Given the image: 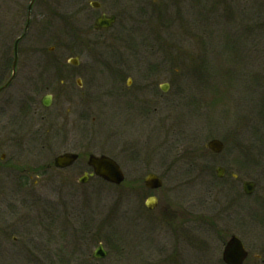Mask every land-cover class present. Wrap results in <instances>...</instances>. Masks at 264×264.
Returning a JSON list of instances; mask_svg holds the SVG:
<instances>
[{"label": "rangeland", "instance_id": "rangeland-1", "mask_svg": "<svg viewBox=\"0 0 264 264\" xmlns=\"http://www.w3.org/2000/svg\"><path fill=\"white\" fill-rule=\"evenodd\" d=\"M30 1L0 0V81L5 51L28 21L22 68L0 92V264H181L180 255L193 263V245L218 248L232 233L264 245V223L230 224L223 198L199 191L224 164L225 149L214 155L206 143L230 145L241 114L247 132L237 141L264 147L253 106L264 81V0H94L100 9L93 0H34L27 11ZM100 13L116 21L98 33ZM34 50L58 54L65 72L32 64ZM74 56L77 65L67 64ZM129 57V68L116 65ZM126 80L133 103L117 116L114 92ZM63 152L81 157L53 167ZM89 153L111 156L123 180L79 182ZM150 172L162 181L151 191L142 183ZM98 244L106 255L96 259Z\"/></svg>", "mask_w": 264, "mask_h": 264}, {"label": "flooded vegetation", "instance_id": "flooded-vegetation-1", "mask_svg": "<svg viewBox=\"0 0 264 264\" xmlns=\"http://www.w3.org/2000/svg\"><path fill=\"white\" fill-rule=\"evenodd\" d=\"M262 13V12H261ZM52 52L51 50H49ZM44 51H37L34 50L33 53L36 54L33 56V63H36L39 67H43L47 70L48 65L53 66L55 71H64L65 65L63 63L59 62V55H54L53 59L45 56L43 54ZM7 55L3 59L2 62V71L3 74H7V70L13 63V60L15 59V66H16V72L14 75V78L10 85L14 84V80L17 79V74L19 75V70L21 67V55L22 51H19L17 49V52L10 51L11 56L9 55L7 51H5ZM116 55L119 54V50L115 52ZM46 55H49V53H46ZM58 55V56H57ZM55 58V59H54ZM131 57H129L125 61L117 60L115 63L118 65L125 66L129 68L131 63H129ZM10 59V61L8 60ZM65 72V71H64ZM54 74V73H53ZM119 76V75H116ZM262 78H264V74H262ZM21 79V78H19ZM28 79V77L26 78ZM260 80V79H259ZM261 82H258L259 85V97L257 100V106L258 110L261 112V117L264 118V81L261 79ZM79 83V86H81V81H77ZM121 83V82H120ZM122 87H120V91L116 94L114 92V95H120L122 97V103L118 101V98L116 100L115 105V115L120 116L121 113H129L131 106H132V98L128 100H124L126 96H129L130 91L123 90V88H130V85L127 84V80L124 83H121ZM9 85V86H10ZM17 88L21 89L24 86V83L16 82ZM33 87V84L31 83V88ZM16 88V89H17ZM17 89V90H19ZM124 91V92H123ZM47 95V94H45ZM43 95L40 99V104H42L43 100H48L49 104L51 103V97L53 94H49L50 98H45ZM134 96V95H133ZM131 96V97H133ZM118 101V102H117ZM132 102V103H131ZM244 113V112H243ZM245 114V113H244ZM82 116V115H80ZM231 115L229 116V126L232 125V121L230 120ZM245 117V119H244ZM236 122H240L239 129H237V125L235 126V129L228 130V138L230 141V145L224 146L219 153H213L214 155L220 154L224 149L225 153L223 156L224 164L218 165L214 168V172L216 177L209 178L206 181L208 184H205L202 189L199 191L201 192V195L206 194L207 198H212L216 193L219 195L223 200L221 201L222 207H223V213L226 217V220L228 223H234L236 226H243L247 220L250 221H260L261 223H264V147L262 146H248V145H241L240 142L237 141V137L239 138V134L243 137L246 136L247 132V119L246 116L241 114L240 119L238 118ZM239 130V131H238ZM238 131V132H237ZM80 154L77 153V160L80 158ZM76 160V161H77ZM217 168H220L217 171ZM211 170V169H210ZM219 182H222L221 184H218ZM143 183V180H142ZM215 186H219V189H216ZM207 186V188H205ZM143 188H145L143 186ZM151 191V190H150ZM215 193V194H214ZM151 194V193H150ZM214 194V195H213ZM149 197H154L156 200V197L154 195H150ZM208 202L204 200L203 203ZM198 205H200V202H197ZM202 204V206H205V204ZM197 205V206H198ZM183 204L180 208V213L183 215L184 209ZM195 206V205H194ZM220 206V202H216V205H213V208ZM167 209H163L162 213L165 214V211ZM218 210V209H217ZM178 212V214H179ZM220 212V211H219ZM185 213V212H184ZM199 213V212H198ZM197 213V214H198ZM198 215H194L193 219L197 218ZM245 218V221L243 224H241V219ZM210 224L212 225V222L210 219ZM236 235V234H230ZM229 236V237H230ZM238 236V235H236ZM239 237V236H238ZM242 244V249L246 253V257L243 260H240L237 262L238 264H264V245H246L244 241H242L241 237H239ZM225 243V242H224ZM223 243V244H224ZM226 245H219L218 248H216L215 245H193V255L197 256V258L194 259L193 263L184 262L183 256L180 255V258L182 259L181 264H231L236 263L237 259L226 261L223 259V252ZM241 250L239 249L238 252L235 254L239 255L241 254ZM180 264V263H178Z\"/></svg>", "mask_w": 264, "mask_h": 264}, {"label": "water", "instance_id": "water-1", "mask_svg": "<svg viewBox=\"0 0 264 264\" xmlns=\"http://www.w3.org/2000/svg\"><path fill=\"white\" fill-rule=\"evenodd\" d=\"M30 6L31 4H29L28 10L30 9ZM113 21H114V16H108V17L100 16L95 20L94 27L95 29L98 30H106L111 26ZM3 87H1L0 90ZM162 89L166 90V87H163ZM208 147L213 151L218 152L221 149L222 144L218 140H211L208 143ZM75 158L76 155L71 153H65L59 155L58 157L55 158V165L59 167L68 166L73 163ZM87 164L92 167L93 172L90 174L85 173L82 177H80L79 181L81 182L87 181L89 175H93V174L101 177L107 182L116 183V184L120 183L123 180V175L118 164L112 158L106 155L90 154L88 156ZM144 183L145 186L149 188H157L161 185L160 180L153 174H148L144 178ZM148 206L152 207L151 204H149ZM226 245L227 246L225 247V251L223 255L226 261H229L230 259L243 258L244 255L238 256L237 254H235L236 251L240 249V246L238 245H241L240 241L235 236H232L228 240ZM105 255H106V251L102 248V245H99L93 252V257L95 258H103Z\"/></svg>", "mask_w": 264, "mask_h": 264}]
</instances>
